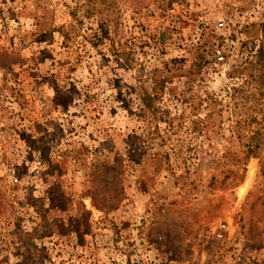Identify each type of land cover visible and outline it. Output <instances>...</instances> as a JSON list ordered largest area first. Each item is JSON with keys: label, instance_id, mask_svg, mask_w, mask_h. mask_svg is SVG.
Returning a JSON list of instances; mask_svg holds the SVG:
<instances>
[{"label": "rangeland", "instance_id": "374dc122", "mask_svg": "<svg viewBox=\"0 0 264 264\" xmlns=\"http://www.w3.org/2000/svg\"><path fill=\"white\" fill-rule=\"evenodd\" d=\"M262 44L264 0H0V264H264Z\"/></svg>", "mask_w": 264, "mask_h": 264}, {"label": "trees", "instance_id": "16d2710c", "mask_svg": "<svg viewBox=\"0 0 264 264\" xmlns=\"http://www.w3.org/2000/svg\"><path fill=\"white\" fill-rule=\"evenodd\" d=\"M256 57V66L258 71L263 72L264 71V46L259 45V47L256 49L255 52Z\"/></svg>", "mask_w": 264, "mask_h": 264}, {"label": "built area", "instance_id": "2783aa9c", "mask_svg": "<svg viewBox=\"0 0 264 264\" xmlns=\"http://www.w3.org/2000/svg\"><path fill=\"white\" fill-rule=\"evenodd\" d=\"M217 27L218 28H224L225 27V22L223 20H220L217 22ZM214 56L218 61L223 60L224 55L222 52V48L221 47H215L214 48Z\"/></svg>", "mask_w": 264, "mask_h": 264}, {"label": "bare ground", "instance_id": "6f19581e", "mask_svg": "<svg viewBox=\"0 0 264 264\" xmlns=\"http://www.w3.org/2000/svg\"><path fill=\"white\" fill-rule=\"evenodd\" d=\"M244 190V189H243Z\"/></svg>", "mask_w": 264, "mask_h": 264}]
</instances>
